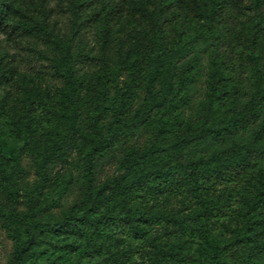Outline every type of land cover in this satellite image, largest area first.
<instances>
[{
	"label": "trees",
	"instance_id": "trees-1",
	"mask_svg": "<svg viewBox=\"0 0 264 264\" xmlns=\"http://www.w3.org/2000/svg\"><path fill=\"white\" fill-rule=\"evenodd\" d=\"M28 1L0 0V31L53 82L19 92L0 50L11 264H264V0ZM202 53L206 96L187 115ZM74 169L83 190L63 208Z\"/></svg>",
	"mask_w": 264,
	"mask_h": 264
},
{
	"label": "rangeland",
	"instance_id": "rangeland-1",
	"mask_svg": "<svg viewBox=\"0 0 264 264\" xmlns=\"http://www.w3.org/2000/svg\"><path fill=\"white\" fill-rule=\"evenodd\" d=\"M33 1V0H32ZM27 6L34 7L30 1L27 0ZM61 20H64V14L57 13L56 14ZM84 39L87 43L86 50L90 52L91 55L98 56L99 44L97 40V31L95 28H88L85 32ZM5 48L10 53L14 54L15 63L18 65L20 71V81L23 84V89L19 92H23L27 95V93L36 86L37 82H42L44 84H50L53 82L51 77L50 66L48 65V61L38 55L36 53H32L26 46L25 43H20L18 41H14L13 39L8 38L7 33L0 31V50ZM207 54L202 53V66L203 72L200 76L198 82L193 85L192 94L193 100L190 106H188L186 113L187 115H191L194 112L197 104L205 98L206 96V71H207ZM120 156V151L115 150L108 155H106L99 164V170L97 174V178L99 180L105 179L109 176L116 174L117 172V161ZM25 166L29 170V174L27 175L28 180H33L35 177L34 171L31 167V163L29 161L25 162ZM60 168V164L51 165L50 174H53ZM82 173L79 169H74V181L71 185V188L67 195L64 197L62 201V207L67 208L71 206L74 202H76L82 192ZM60 210V209H58ZM50 248V247H49ZM14 242L8 236L6 230L0 227V264H11L12 258L14 254ZM46 247L42 249L45 251ZM41 251V252H42Z\"/></svg>",
	"mask_w": 264,
	"mask_h": 264
}]
</instances>
